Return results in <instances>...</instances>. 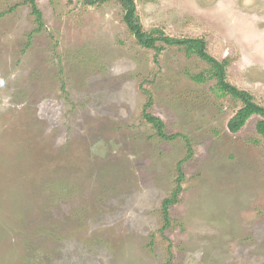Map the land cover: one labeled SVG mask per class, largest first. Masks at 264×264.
I'll return each instance as SVG.
<instances>
[{
    "label": "rangeland",
    "instance_id": "rangeland-1",
    "mask_svg": "<svg viewBox=\"0 0 264 264\" xmlns=\"http://www.w3.org/2000/svg\"><path fill=\"white\" fill-rule=\"evenodd\" d=\"M24 2L0 0V264H264L261 117L230 133L242 103L184 48L141 47L117 0H35L41 26ZM133 3L264 108V0Z\"/></svg>",
    "mask_w": 264,
    "mask_h": 264
},
{
    "label": "trees",
    "instance_id": "trees-1",
    "mask_svg": "<svg viewBox=\"0 0 264 264\" xmlns=\"http://www.w3.org/2000/svg\"><path fill=\"white\" fill-rule=\"evenodd\" d=\"M90 4L99 3L104 0H85ZM123 6L125 11L123 15V21L125 22L129 31L133 34L137 43L145 49H154L158 42H162L166 46H177L184 48L187 56H196L204 61L210 69L208 70L211 79L215 80V85L222 88L227 92L234 101L242 103V107L235 113V115L228 121L227 128L230 133H238L246 124L248 119L253 115L261 117V120L256 124L257 133L264 138V108L256 105L253 102L252 96L244 91H240L234 86L230 85L226 81V68L228 67V60L217 61L211 57L206 50V42L204 39H175L164 36L161 32L151 31L145 32L140 25L138 18L135 14V6L133 0H117ZM87 2V3H88ZM29 4L32 14L36 17V22L39 26L42 25L41 12L36 7L35 0H25L23 3ZM13 8L10 9V11ZM197 77L194 80H198ZM146 119L157 130L158 136L167 139L168 137L163 132V123L160 119L154 118L150 115L146 116ZM180 191V185L177 184L175 190L172 192L171 197L163 201V220L164 228L169 226V214L168 208L175 202L178 193Z\"/></svg>",
    "mask_w": 264,
    "mask_h": 264
}]
</instances>
